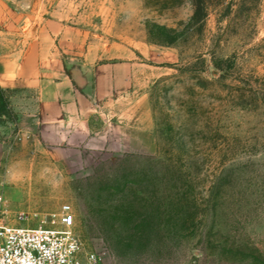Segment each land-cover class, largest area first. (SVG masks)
Instances as JSON below:
<instances>
[{
	"label": "rangeland",
	"instance_id": "374dc122",
	"mask_svg": "<svg viewBox=\"0 0 264 264\" xmlns=\"http://www.w3.org/2000/svg\"><path fill=\"white\" fill-rule=\"evenodd\" d=\"M0 1L19 18L37 0ZM199 1L207 13L195 17ZM87 10L109 57L136 65L140 113L94 114L86 147L45 143L37 129L21 139L0 118L10 216L36 226L70 205L105 264H264V0Z\"/></svg>",
	"mask_w": 264,
	"mask_h": 264
},
{
	"label": "crops",
	"instance_id": "0c3cea01",
	"mask_svg": "<svg viewBox=\"0 0 264 264\" xmlns=\"http://www.w3.org/2000/svg\"><path fill=\"white\" fill-rule=\"evenodd\" d=\"M94 2L99 0H37L32 14L16 18L0 1V86L19 117L5 127L18 126L21 139L37 129L45 143L86 147L94 114L140 113L131 97L136 65L109 57L112 50L91 31L87 6ZM106 140L100 132L99 148ZM6 147L0 137V207L7 209Z\"/></svg>",
	"mask_w": 264,
	"mask_h": 264
},
{
	"label": "built area",
	"instance_id": "2783aa9c",
	"mask_svg": "<svg viewBox=\"0 0 264 264\" xmlns=\"http://www.w3.org/2000/svg\"><path fill=\"white\" fill-rule=\"evenodd\" d=\"M31 220L26 213L12 218L0 207V264H105L103 257L89 252L76 234L70 205L36 226Z\"/></svg>",
	"mask_w": 264,
	"mask_h": 264
},
{
	"label": "trees",
	"instance_id": "16d2710c",
	"mask_svg": "<svg viewBox=\"0 0 264 264\" xmlns=\"http://www.w3.org/2000/svg\"><path fill=\"white\" fill-rule=\"evenodd\" d=\"M195 17L207 13V8L202 1L196 5ZM220 68V65H216ZM0 118L9 119L12 123H18L19 117L14 113L10 105L9 92L0 86Z\"/></svg>",
	"mask_w": 264,
	"mask_h": 264
}]
</instances>
